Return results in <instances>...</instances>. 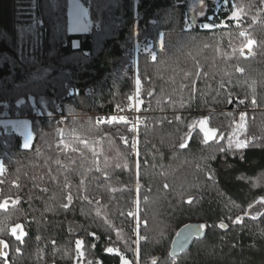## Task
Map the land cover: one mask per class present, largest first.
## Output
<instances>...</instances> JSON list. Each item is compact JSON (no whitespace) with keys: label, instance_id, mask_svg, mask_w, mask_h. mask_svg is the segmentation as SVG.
Returning <instances> with one entry per match:
<instances>
[{"label":"trees","instance_id":"trees-1","mask_svg":"<svg viewBox=\"0 0 264 264\" xmlns=\"http://www.w3.org/2000/svg\"><path fill=\"white\" fill-rule=\"evenodd\" d=\"M23 1L0 0V116L30 118L33 133L28 149L14 130L0 134V204L8 201L0 264H264V0H202L197 20L189 0H83L93 23L87 34L69 32L68 0H37L42 44L33 54L20 47L31 32ZM234 12L240 17L229 19ZM135 75L146 117L137 161L126 126L84 116L128 102ZM71 89L80 93L69 97ZM239 110L250 114L252 141L231 152ZM202 118L221 141L205 143L189 127ZM74 127L111 138L128 166L71 148L63 131ZM137 199L146 223L139 243L128 215Z\"/></svg>","mask_w":264,"mask_h":264},{"label":"rangeland","instance_id":"rangeland-1","mask_svg":"<svg viewBox=\"0 0 264 264\" xmlns=\"http://www.w3.org/2000/svg\"><path fill=\"white\" fill-rule=\"evenodd\" d=\"M189 1H190V6H191V9L193 12V19L197 20V18H200L201 16H203L204 10H203V6H202V2H201V0H189ZM215 1L218 2L219 0H215ZM22 4H23V6H22L23 20L26 22V29H30L31 32L28 35L23 34V40L21 41L20 47L22 48L24 53L33 54L41 47V44H42V34L37 29V23H38L37 0H24ZM240 15L241 14H239V12H238V17H240ZM158 20H159V16H155L152 21H153V23H157ZM68 21H69L68 29H69V32L71 34H87V33H90L92 31L93 23L89 17L88 7L84 4L83 0H68ZM77 26H79V28H77ZM250 40L254 41L252 39H250ZM78 45L79 44L76 42L75 46L77 47ZM247 45H248V43H247ZM252 47H255V41H254V44L252 45ZM150 49H151V47L147 48V51H150ZM138 50H139V43H138V40L135 39L134 40V47H133V51H132L133 52L132 61H133V66H134L135 71H137ZM134 79H135V83H136V79H137L136 75H135ZM133 94L136 98H138V102L140 104H142L143 101H142V98H140V88H139V91L137 92V87H135ZM245 104L246 103H244V105ZM247 110L249 111V109H247ZM247 110H245L244 112H242L240 110H239L240 112L239 111L236 112L237 113V120L235 123V130L231 136L233 143H232V147L229 148V150H231V152H233V151L238 152L240 150L247 148L251 144L252 139L248 138V136H247L248 125H249V121L251 120L250 119L251 117H250V114L248 113ZM241 114L245 115V120L243 121L245 127L243 130H240L237 128V125L239 123H241V121H240ZM2 116H6L8 118V120L4 121L3 123L6 124L7 126H11L12 129L17 134L21 135V137L23 139H24V137L22 135L23 125L26 124L28 126V129L31 130L29 119L27 117H16L15 119L11 120V116H9L8 114L4 113ZM83 119H86V118L84 117ZM203 119H207V118L199 119L191 127V129L197 128L200 130L199 121H201ZM208 127L211 128L209 126V123H208ZM63 132L65 135H68V137L71 136L69 138V142H68L69 146H71V148L79 147L83 150H86V151L90 152L91 156L95 160L102 162L103 164H106V165H113V166L125 165L126 167L128 166L127 165V163H128L127 154L125 152H123L117 146V144L113 140H111V138L105 139V137L103 135L99 134L98 132H96L92 129L85 131V130H82L80 128L74 127V128L66 129ZM200 133L204 139V134L201 130H200ZM220 137L221 136H218V134H216V138L209 140L208 142L221 141L222 139ZM236 137H238L242 142H244L246 144V147H243L241 149H237L235 147ZM32 142H33V140L31 141V143ZM31 143H30V146H31ZM0 161H2V160L0 159ZM135 166H136L135 169L137 170V163L135 164ZM4 168H5V166H4ZM257 182H259V181H257ZM259 185L260 184H258V183L256 184V186H259ZM139 209H140V204H139V201L137 199L136 207H135V211H134V213H135V217H134L135 232H136L137 220L139 221V225H140L139 232H140V228L146 225V223L141 222V220L139 218V213H138ZM135 235L137 237V234H135ZM137 260H138V258H136V261ZM130 263L131 262L129 261V264Z\"/></svg>","mask_w":264,"mask_h":264},{"label":"snow or ice","instance_id":"snow-or-ice-1","mask_svg":"<svg viewBox=\"0 0 264 264\" xmlns=\"http://www.w3.org/2000/svg\"><path fill=\"white\" fill-rule=\"evenodd\" d=\"M201 2H202V0H201ZM224 2H225V4L227 5L228 0H224ZM233 7H235V6H233ZM237 18H238V13H237V12H234L233 15H232L231 17H229V19H237ZM216 26H217V25H215V24H213V23H203V24H202V27H203L204 29H211V28L216 27ZM219 26H225V25L221 24V25H219ZM77 28H79V26H77ZM240 35H241V36H244L245 34H244L243 32H241ZM253 44H254V41L249 40V41H248V45H247L248 48L251 49V47H252ZM161 47H163V42H162V40H161ZM150 54H151V58H152L153 60H155V59H156V55H155L154 53H150ZM241 55H243V50H241ZM238 71H242V69H238ZM140 83H141V81H140L139 75H137V79H136L137 92L139 91ZM129 99H132V98L129 97ZM252 103L255 104V99H253ZM118 107H119V106H118ZM121 110H122V109H121ZM49 115H52V113H49ZM117 119H119L120 121H123L124 123H127V120H126L124 117H119V118H117L116 116H112V117L110 118V120H106L105 122L116 121ZM176 119L179 120L180 117H176ZM244 120H245V115H244V114H241V116H240V121H241V123H239V124L237 125V128H238V129H240V130H243V129H244V127H245V125H244V123H243ZM199 124H200V130H201V131L203 132V134H204V142H205V143H207L209 140H212V139L216 138L217 130H216L215 128H209V127H208V121H207V119H203V120L199 121ZM189 127L191 128L192 126L190 125ZM131 130H132V131H135V128H133V129H131ZM22 135H23V137H24L22 147H23L24 149H28L29 146H30L31 141L33 140V133H32L31 130L28 129V126H27L26 124L23 125ZM220 138L223 139L222 136H221ZM124 142L127 144V140H126V139H125ZM232 143H233V141H232V137H229V142H228V147H229V148L232 147ZM180 147H181V148H184V147H186V144L181 143V144H180ZM235 147H236L237 149H241V148H243V147H246V144H245L244 142H242L238 137H236V139H235ZM132 148H133L134 150L136 149V144H135V143L132 144ZM220 151H221V152L225 151V148H224V147H221V148H220ZM137 154H138V153H137ZM137 168H139V163H137ZM4 171H5L4 164H3L2 161H0V174H2ZM0 183H3V181L0 180ZM14 183H15V182H14ZM164 187L167 188L168 186L165 185ZM67 200H68V202H69V204H70L71 201H72V196H71V195H68V196H67ZM18 202H19V200L17 199V200L15 201V203H18ZM259 202H260V203H264V200H261V201H259ZM7 203H8V201L5 200L4 203L0 204V208H4V207H6ZM137 203H138V202H137ZM188 203H191V199H189ZM69 204H64L63 207L67 208V207L69 206ZM249 207H251V205H250ZM128 215L135 217V213H132V212H129ZM253 219H255V217H253ZM241 220H242L241 217H237V218L235 219V221H233V222H234V223H240ZM19 227H20V225H17L16 228H13V229H12V233H13V235H16L17 228H19ZM139 227H140V225H139V221L137 220V223H136V234H137V240H136V242H137V243H139V239L141 238L140 235H139ZM219 227H221V228H226L227 225L221 223V224L219 225ZM0 231H2V230H0ZM185 231H187V230H184V231H182L181 233H178L177 235H178V236H183L184 233H185ZM93 235H94V234H93ZM17 239H20V237L17 236ZM82 243H83V242L80 241V240H77V241H76V248H77V251H78V252H79V250H80V248H81ZM0 245H3V247H5V248L8 247V245H7L3 240H0ZM93 246H94V245H93ZM17 251H19V249H17ZM107 251H108L109 253H112V252L114 251V249H113V248H108ZM116 254L119 255V252H117ZM137 254H138V249H137ZM0 255H4V256H6V253L0 252ZM81 255H82V253H81ZM89 264H91V262H89ZM121 264H129V261H128L127 259H125L124 257H121ZM154 264H155V262H154Z\"/></svg>","mask_w":264,"mask_h":264},{"label":"built area","instance_id":"built-area-1","mask_svg":"<svg viewBox=\"0 0 264 264\" xmlns=\"http://www.w3.org/2000/svg\"><path fill=\"white\" fill-rule=\"evenodd\" d=\"M251 49L248 47L244 50V53L246 55H249L251 53ZM80 93L79 89H71L69 91L68 96L78 95ZM90 94H94V91H89ZM132 99H129L126 103H121L115 107V109L111 112H106L103 109L99 112L84 115L85 117L93 118L98 125H105V126H113V125H124L128 128L129 132L133 135V143L136 144V149L134 150L132 156L137 161L138 158V133L142 126L146 123V117L143 113L142 104L138 102V98L134 96V94L131 96ZM119 106V107H118ZM102 108V107H101ZM122 109V110H121ZM6 111H9V107L6 108ZM59 112V110H58ZM7 114V113H5ZM41 115L40 109H35V115L34 117H38ZM53 116V115H51ZM112 116L124 117L127 120V123H124L123 121H120L117 119L116 121L111 122H105L106 120H110ZM67 117V116H66ZM10 119V118H9ZM30 121V118H28ZM8 120L6 116H0V134H3L7 132L8 126L4 124L3 122ZM135 128V131H132L131 129Z\"/></svg>","mask_w":264,"mask_h":264},{"label":"water","instance_id":"water-1","mask_svg":"<svg viewBox=\"0 0 264 264\" xmlns=\"http://www.w3.org/2000/svg\"><path fill=\"white\" fill-rule=\"evenodd\" d=\"M233 109V105L231 104L230 106H229V110H232ZM13 132V129H12V127L11 126H8V128H7V133H12ZM181 233V232H180ZM189 241V239H187L186 240V242H188Z\"/></svg>","mask_w":264,"mask_h":264},{"label":"crops","instance_id":"crops-1","mask_svg":"<svg viewBox=\"0 0 264 264\" xmlns=\"http://www.w3.org/2000/svg\"><path fill=\"white\" fill-rule=\"evenodd\" d=\"M16 117H11V120L15 119ZM32 144V143H31ZM30 148V147H29Z\"/></svg>","mask_w":264,"mask_h":264}]
</instances>
